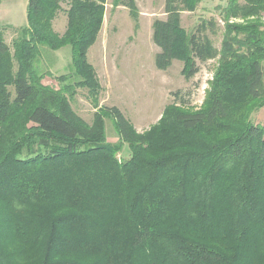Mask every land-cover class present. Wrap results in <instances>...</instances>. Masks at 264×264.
Wrapping results in <instances>:
<instances>
[{"label":"trees","instance_id":"trees-1","mask_svg":"<svg viewBox=\"0 0 264 264\" xmlns=\"http://www.w3.org/2000/svg\"><path fill=\"white\" fill-rule=\"evenodd\" d=\"M199 1L166 0L153 39L156 66L182 60L187 79L218 60L205 106L177 98L145 132L116 106L87 122L67 76L56 89L35 68L41 45H71L77 85L97 98L88 52L106 0H28L12 45L0 27V264H264V124L251 119L264 107V0H224L220 47L214 19L181 26ZM114 5L138 15L136 0ZM106 117L129 159L108 142Z\"/></svg>","mask_w":264,"mask_h":264},{"label":"rangeland","instance_id":"rangeland-1","mask_svg":"<svg viewBox=\"0 0 264 264\" xmlns=\"http://www.w3.org/2000/svg\"><path fill=\"white\" fill-rule=\"evenodd\" d=\"M136 2L138 15H133L128 7L116 6L114 0H106L103 27L88 52V61L94 67L100 84L97 98L88 87L77 85L80 77L75 74L71 45L56 50L41 45L35 68L41 74L43 84L56 89L66 85L59 77L67 76L65 83L73 85L69 94L73 108L87 122L92 123L95 113L104 106H116L138 132H145L159 123L166 106L177 98L188 102L189 106L184 109L203 108L218 60L199 63L200 71L191 79L184 76V63L179 59L174 60L166 70L159 69L156 66L159 48L153 39V24L158 19H166V0ZM224 3V0H200L193 8L181 13V26L193 32L203 20L214 19L216 32L208 30L207 34L220 47L224 32L220 11ZM27 7L28 0L0 2V27L5 41L11 45L19 36L18 29L28 24ZM253 20L254 17L230 22L247 24ZM66 27L67 15L62 11L54 21V28L63 33ZM251 119L264 124V107L254 111ZM105 131L109 143L122 145L118 158L129 159L130 148L123 143L114 121L109 117L105 118Z\"/></svg>","mask_w":264,"mask_h":264}]
</instances>
